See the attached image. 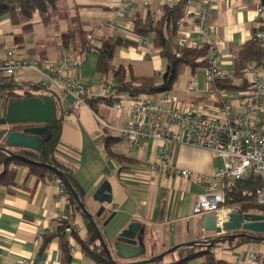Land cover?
Listing matches in <instances>:
<instances>
[{
    "label": "crops",
    "instance_id": "obj_1",
    "mask_svg": "<svg viewBox=\"0 0 264 264\" xmlns=\"http://www.w3.org/2000/svg\"><path fill=\"white\" fill-rule=\"evenodd\" d=\"M111 1L113 0H101L95 3L106 6L112 4ZM176 2L178 1L142 0L132 9H138L142 4L145 6L149 4L151 10L157 11L160 4ZM259 6V0H216L211 16V21L219 33V41L215 47L221 55L220 67L229 74L228 77L234 73L236 50L250 41L252 29L259 25L257 11ZM127 17V14L121 16L122 19ZM185 23L180 31L192 33L193 26L188 22ZM128 24L129 28L120 23L108 22L96 23L92 27H96L95 30L99 35L102 32L110 34L113 30H118L127 38L133 39L131 18L128 19ZM9 25L12 24L8 17L0 18V61L6 58L8 51L13 50H5L3 39L6 27ZM62 28L65 29V25H62ZM37 42L27 47L23 46V52L21 54L16 52L17 55L31 56L29 50L34 48ZM15 44L18 45L16 40ZM138 44L140 46L118 48L114 64L130 67L128 73L136 76L162 73L166 63L160 57V50L153 45L149 47L144 38H139ZM54 45L56 49L46 50V58H52L49 60L57 59L64 51L60 43H54ZM68 52L73 54L72 51ZM97 64L98 57L88 53L84 55V63L77 73L82 83L97 86L98 93L93 98L101 97L103 86L101 77L97 73ZM205 76V70H199L193 76V80L199 84L200 91L207 87ZM187 88L188 86L181 95L173 96H176L183 106L193 104L198 107L204 104L194 101L195 98L203 96L200 91L193 95ZM188 93L192 95L189 96ZM124 96H121L120 100ZM66 103L69 106L61 104L63 122L56 157L61 163L73 168L76 181L83 191L82 201L89 212L95 216L108 243L112 244L117 235L134 221L146 226L144 240L147 249L146 259L159 255L180 243L196 242L201 239L212 240L218 236L214 232H206L201 226L205 215H195L193 212L196 200L202 192V188L196 184L193 177H180L163 171L152 172L145 166V161L154 157L157 142H144L138 148H133L126 142L128 144L126 148L119 147L122 137H118L114 132L128 120L129 102L122 111L117 110L113 119L110 118L109 111L114 105L97 104L93 112L88 107L73 111L70 108L72 99L69 97L66 98ZM66 109L68 119L64 116ZM3 116L1 106L0 119ZM100 120L108 122L114 128L109 131L115 138V142L111 145L113 155L105 150L104 140L107 130L103 129ZM117 125L119 127H116ZM169 160L170 164L177 169L191 170L209 176L213 175L217 167L222 166V161L211 151L176 143L171 145ZM17 174V185L0 188V264H17L20 261L61 264L59 239L54 238L47 245L45 256H42L39 251L41 236L58 233L60 221L65 220L80 240H86L89 221L83 213H73L67 198L61 202L57 201L55 184L57 177L44 180L29 174L27 167H19ZM107 181L112 186L113 202L110 205L105 204L106 211L98 218L96 212L102 205L94 199V194ZM246 212L258 213L255 210ZM112 214L114 215L112 219L104 225ZM241 232L245 233L239 231L227 234ZM247 233L251 237L228 238L214 243L213 251L216 258L223 261L222 264H255L250 260L249 255L256 253L264 256V233ZM67 234L72 250V264H97L85 255L77 239ZM252 237L262 239L256 240ZM172 260H176L175 256L167 257L166 262ZM202 261L201 257H197L188 264H202Z\"/></svg>",
    "mask_w": 264,
    "mask_h": 264
},
{
    "label": "built area",
    "instance_id": "obj_2",
    "mask_svg": "<svg viewBox=\"0 0 264 264\" xmlns=\"http://www.w3.org/2000/svg\"><path fill=\"white\" fill-rule=\"evenodd\" d=\"M142 0H113L109 7L119 16L127 12ZM179 1V0H177ZM216 0H187V13L177 25L182 28L185 22L193 26L191 32L179 31L176 42L185 48L196 49L205 44L213 46V56L209 67L205 69L207 87L199 90L197 81H190L188 91H200L203 96L215 100L213 105L193 104L183 106L180 100L170 93L140 94L135 98L126 94L122 99L129 102L128 120L117 129L122 139L133 148L144 142H157L153 158L145 161V166L152 172H168L176 176L191 178L202 188L193 212L195 215L214 214L219 225L227 216L239 212L236 207L225 206L227 193L234 190L238 180L257 178L262 185L256 191L254 204L264 208V66L250 65L244 71L247 88L239 91L214 90L208 85L215 80L228 77L220 67L221 55L215 47L219 33L211 21ZM259 22L264 25V8L258 7ZM126 16V15H125ZM254 38L264 48V31L258 30ZM93 50L87 46L85 54ZM73 55L62 52L55 60L34 57H21L10 50L6 58L0 61V76H7L18 82L25 74L37 76L35 83L42 89L57 93L63 106H69L66 98L72 99L71 109L76 111L89 107L88 98L97 95L96 85H86L77 77L84 63V55ZM114 82L112 79L102 86L101 97L113 100ZM115 109L122 111L120 101L114 102ZM91 109V108H90ZM67 109L64 116L67 117ZM68 119V117L66 118ZM103 128L114 130L111 124L100 120ZM189 146L211 151L222 161L213 175L196 173L191 170L177 169L170 164L169 153L172 144ZM57 201L68 197L67 187L61 177L55 179ZM223 212L225 218L220 220ZM67 226L65 231L72 233ZM250 260L255 264H264V256L250 253ZM17 264H36L31 261H20Z\"/></svg>",
    "mask_w": 264,
    "mask_h": 264
},
{
    "label": "trees",
    "instance_id": "obj_3",
    "mask_svg": "<svg viewBox=\"0 0 264 264\" xmlns=\"http://www.w3.org/2000/svg\"><path fill=\"white\" fill-rule=\"evenodd\" d=\"M81 1H86V3H80ZM99 1L101 0H0V18L8 17L12 26H23L26 30H31L33 28L32 20L35 14H38L40 17L39 23L45 27L54 26L56 28V43L61 44L64 52L72 51L73 55L85 54L87 46L92 44L93 50L90 54L93 53L98 57L97 73L101 77L102 84L108 83L110 79L114 82L113 100H106L103 97H90L87 99L93 112L97 104L114 105V102L120 101L121 96L126 94L135 98L140 94L170 93L182 75L188 73L195 76L199 70H205L210 66L209 61L214 51L211 44L192 49L182 47L176 42L180 31L177 23L186 17L187 0H179L175 4H160L157 11H153L147 6L142 7L143 11L142 8L138 7L131 17L133 39L127 38L118 30H113L110 34L102 32L99 35L95 30L96 27L87 28L78 14L72 12L79 7L110 9L109 5L95 3ZM259 1L260 6L264 8V0ZM61 24L65 25V29L61 27ZM97 28H101V26H97ZM258 30L264 31L262 20L257 27L252 29L250 41L236 50L233 75L210 83L208 85L210 91L229 90L235 92L247 88L244 73L246 68L253 64L264 66L263 45L254 38ZM149 35L152 36L153 47L160 50V57L165 60V69L162 73L151 76H136L133 73H128L130 67L114 64V57L118 48L140 46L138 44L139 38H145ZM15 40L18 46H24L22 44V34L16 35ZM47 45V42H38L34 48L29 50L30 57L40 55V59H47ZM37 90H43V92H37ZM45 95L53 97L57 105L58 119L52 124L53 136L47 142L42 140L39 151L22 148L12 149L35 163L14 158L5 151L0 150V188L17 185L19 167H27L29 174L36 175L44 180L60 177L53 170V168H56L65 175L82 199L83 191L76 181L73 168L68 164L61 163L56 157L63 122L61 102L57 93L42 89L35 83L16 82L7 76H0V107H3L4 116L10 102ZM194 101L209 105H213L215 102L213 98L206 95L195 98ZM11 128L21 130L22 126L16 124L12 125ZM109 131H106L104 146L106 152L113 155L111 145L115 142V138ZM261 185L262 180L259 177L238 180L235 183L234 190L227 193L225 206L236 207L239 212L256 210L264 215V208L254 204L256 191ZM67 200L74 214L82 213L81 208L69 191ZM67 226H70V224L62 220L60 221L58 233L41 236L39 251L42 256H45L47 245L54 238H58L61 249V264H72L69 235L65 231ZM70 235L77 239L85 255L97 264H113L108 260L106 252L90 223L88 224V238L86 240H80L74 229ZM214 247L215 244H211V239H201L193 246L182 247L165 258L150 264H188L189 261L197 257L203 259L202 264H222L223 261L216 258L214 254ZM171 256H175L176 260L166 262L167 257ZM118 263L121 262L118 261Z\"/></svg>",
    "mask_w": 264,
    "mask_h": 264
},
{
    "label": "water",
    "instance_id": "obj_4",
    "mask_svg": "<svg viewBox=\"0 0 264 264\" xmlns=\"http://www.w3.org/2000/svg\"><path fill=\"white\" fill-rule=\"evenodd\" d=\"M57 119L58 112L56 101L49 95L42 97L33 96L31 98L10 102L7 106L5 116L0 119V150L5 151L14 158H20L26 162L35 163L14 152L12 149L22 148L39 151L42 140L47 142L52 138V124L55 123ZM16 124L22 126L21 130H13L11 128L12 125ZM53 170L63 179L68 191L92 225L111 263L150 264L165 258L182 247L196 244L197 241L180 243L159 255L146 259L147 249L144 241L146 226L136 221L131 222L127 228L122 230L112 244L108 243L95 220V216L89 212L85 203L69 183L65 175L56 168H53ZM94 199L102 205L96 212V217L99 218L106 211L105 204L110 205L113 202V190L108 181L97 190L94 194ZM113 216L112 214L104 225H106ZM201 226H203L206 232H214L218 235L211 240V244H214L217 241L228 238L251 237L247 232L264 233V215L262 213L253 212H233L227 216L226 221H224L222 225H219L214 214H207ZM239 231H244L245 233L227 234ZM252 238L256 240L262 239L260 237ZM116 259L123 262L118 263Z\"/></svg>",
    "mask_w": 264,
    "mask_h": 264
},
{
    "label": "rangeland",
    "instance_id": "obj_5",
    "mask_svg": "<svg viewBox=\"0 0 264 264\" xmlns=\"http://www.w3.org/2000/svg\"><path fill=\"white\" fill-rule=\"evenodd\" d=\"M80 3H86V1H81ZM143 6L145 7V5L142 4V6H140V8H142ZM147 7L149 8V4L147 5ZM136 9L137 8L130 9L127 12L128 17L123 18V19L121 18V16L117 15L112 10L104 8V7H79L77 10H73L72 12L75 14L76 13L78 14L81 21L85 23L87 28H91L96 23H106V22L115 23V24L120 23V24H123L129 28L128 19H130L132 17V15L136 11ZM143 11H144V9H143ZM39 20H40L39 15L35 14V16L32 20L33 28L31 30H26L23 26H12V25H9V27L7 26L6 30H5L6 33L3 37L4 44H5V50L13 49L18 54H21L23 52L24 48L15 44L14 38H15L16 34H22L23 45L26 47L28 45H32V44L36 43L37 41H44L45 43L46 42L48 43L46 49H50V50H54V48L56 49V46L54 45V43H56V40H57L56 39V35H57L56 34V28L54 26L53 27L52 26L45 27L41 23H39ZM61 27H62V24H61ZM88 38H89V40H91L90 37H88ZM144 39L146 40V43H147V45H149V47H151L153 45L151 35L145 37ZM40 48H45V47H40ZM17 53H16V55H17ZM25 57L28 58L30 56H25ZM34 57H38V56H34ZM49 59H52V58H49ZM36 79H37V76H35L34 74H31V75L25 74V75H23V77L20 81L27 82V81H31V80L35 81ZM191 80H193V76L191 77L189 74L182 75L180 80L174 85L170 94L171 95H174V94H180L181 95L183 90L187 86H189V83ZM37 92H43V90H37ZM192 93H193V95L195 94V92H192ZM192 93H188V95L191 96ZM121 103L124 107H126L128 104L126 99H122ZM109 112H110V118H112V119L115 118V115L117 112V110L115 109V106H113V108H110ZM113 124L116 125L115 123H113ZM116 127H119V126L117 125ZM114 133L118 137L121 138V135L118 132V130H115ZM127 146H128V144L121 138V141L119 142V147L126 148ZM216 158H218V157L216 156ZM220 165H221V163H220ZM258 213H260V212L258 211ZM221 216H222V213H221L220 217ZM217 255L219 256L218 253H217Z\"/></svg>",
    "mask_w": 264,
    "mask_h": 264
},
{
    "label": "bare ground",
    "instance_id": "obj_6",
    "mask_svg": "<svg viewBox=\"0 0 264 264\" xmlns=\"http://www.w3.org/2000/svg\"><path fill=\"white\" fill-rule=\"evenodd\" d=\"M223 215H224V214L222 213V216L220 217V220H223V219L225 218V217H223Z\"/></svg>",
    "mask_w": 264,
    "mask_h": 264
}]
</instances>
